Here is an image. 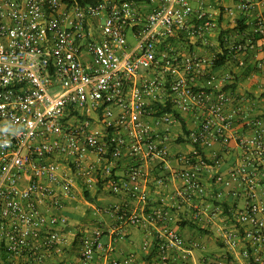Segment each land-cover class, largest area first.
Listing matches in <instances>:
<instances>
[{
	"label": "built area",
	"instance_id": "1",
	"mask_svg": "<svg viewBox=\"0 0 264 264\" xmlns=\"http://www.w3.org/2000/svg\"><path fill=\"white\" fill-rule=\"evenodd\" d=\"M249 24L253 33L244 39L229 34ZM257 36L264 38V0H0V264H50L63 250L65 210L78 179L83 192L108 182L137 205L147 204L142 161L167 160L174 126L183 134L182 114L189 111L200 114L196 127L187 126L191 148L176 153L183 182L176 196H204L209 162L203 147L228 142L234 122L246 117L224 90L229 75L214 63L225 50L249 51ZM188 41L218 48L194 52ZM249 124L256 132L237 141L253 160L216 181L247 184V204L237 214L242 255L249 264H264L258 188L264 135L260 119ZM124 154L134 162L120 174ZM120 218L166 225L173 215L160 207L145 218L137 211ZM101 236L97 229L82 237L80 264H91L105 248ZM227 242L236 245V235L228 234ZM197 245L163 228L143 249L155 251L162 264H173L175 256L188 264ZM135 259L130 253L105 264Z\"/></svg>",
	"mask_w": 264,
	"mask_h": 264
},
{
	"label": "crops",
	"instance_id": "2",
	"mask_svg": "<svg viewBox=\"0 0 264 264\" xmlns=\"http://www.w3.org/2000/svg\"><path fill=\"white\" fill-rule=\"evenodd\" d=\"M247 26L241 31L231 29L229 34L244 39L253 33L252 26L250 24ZM189 47L194 52L207 54L218 48L217 45L204 47L196 44H191ZM258 60L264 61V38L259 36L256 37L252 49L229 54L225 65L218 69L222 74L229 75L224 90L231 94L235 105L243 108L246 117H238L234 122L230 130L232 137L228 142L216 141L203 147V155L209 162L208 167L203 170V181L208 190L204 196H197L191 200L176 196L177 189L183 183L176 174V170L181 167L176 153L187 151L191 148V144L186 135L182 141H177L178 135L182 134V128L175 125L176 130L174 129L175 132L168 142L171 154L167 160L142 161L148 173L150 197L147 204L137 205L128 195L114 192L108 182L89 188L93 198L89 199L82 194V180H77V187L68 198L67 207L70 210L74 211L72 199L79 196H82L88 204H92L99 195L107 194L109 201L107 205L98 208L99 214L95 215L90 223L83 224L77 211L73 215L69 213V224L65 230L68 242L61 252L53 254L47 262L80 264L81 239L87 235L86 230L92 227L90 232L101 230V240L105 237L106 242H103L105 248L98 252L91 264H105L107 258L121 259L130 253L136 256L133 264H162L156 252L146 251L143 245L146 240H154L155 234L163 228L176 229L186 240L198 243L191 252L188 264H249L242 255L245 240L242 231L237 227V214L247 204V184L233 181L230 185H224L216 181V176L221 173L229 177L235 168L253 160L252 154H248L237 141L240 135H251L256 132L257 127H252L249 120L260 119L262 124L259 129L264 135V65L258 66L256 64ZM204 83V79L199 78L198 84ZM199 114V111L182 114L188 128L197 126ZM216 159L220 162L215 163ZM133 162L129 154H124L117 161V172L125 173ZM104 163L102 161L100 165ZM161 177L163 182L159 181ZM258 188L264 201V171ZM160 207L169 209L173 215V220L166 225L148 221L131 223L120 218L121 213L132 211H137L145 218L151 211ZM230 233L236 235L238 241L236 245L227 242V235ZM173 264H182L178 256H175Z\"/></svg>",
	"mask_w": 264,
	"mask_h": 264
},
{
	"label": "rangeland",
	"instance_id": "3",
	"mask_svg": "<svg viewBox=\"0 0 264 264\" xmlns=\"http://www.w3.org/2000/svg\"><path fill=\"white\" fill-rule=\"evenodd\" d=\"M190 43L189 41L186 42L185 47L189 48ZM82 194L85 196V193L82 191ZM86 197V196H85ZM109 196L107 194H101L98 196V198H95L92 201V204H88L85 202V199L82 196L76 197L75 199H72V208H74V211L72 209L70 210L68 207H66V212L75 214L77 211V214L79 215V219L83 222V224H86L87 222H91L95 218V215L98 213V208L107 205ZM92 227L86 230V234H90L92 231ZM103 242H106V238H102Z\"/></svg>",
	"mask_w": 264,
	"mask_h": 264
},
{
	"label": "trees",
	"instance_id": "4",
	"mask_svg": "<svg viewBox=\"0 0 264 264\" xmlns=\"http://www.w3.org/2000/svg\"><path fill=\"white\" fill-rule=\"evenodd\" d=\"M243 29H244V28H243ZM228 57H229V54H228V52H227L226 50H225L224 52L219 53V56H218V58L215 60V63H214V67H215V69H218V68L224 66L225 63H226L227 60H228ZM182 124H183V131H184V132H183V134H181V135L178 137L177 141H182V140L184 139L186 133H188L187 125H186V122H185V120H184L183 118H182ZM85 195H86L87 198H89V199H93L92 196H91V194H90V191L87 190V189L85 190Z\"/></svg>",
	"mask_w": 264,
	"mask_h": 264
}]
</instances>
